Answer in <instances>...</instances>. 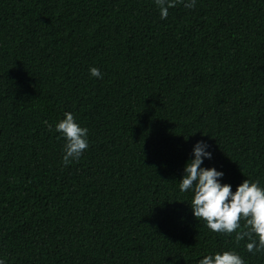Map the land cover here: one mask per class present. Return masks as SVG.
I'll use <instances>...</instances> for the list:
<instances>
[{
	"label": "trees",
	"instance_id": "trees-1",
	"mask_svg": "<svg viewBox=\"0 0 264 264\" xmlns=\"http://www.w3.org/2000/svg\"><path fill=\"white\" fill-rule=\"evenodd\" d=\"M66 112L89 143L67 167ZM197 141L212 153L201 167L233 192L264 188V0L180 3L166 19L154 0H0L4 264H198L223 251L264 264L180 191Z\"/></svg>",
	"mask_w": 264,
	"mask_h": 264
},
{
	"label": "clouds",
	"instance_id": "clouds-1",
	"mask_svg": "<svg viewBox=\"0 0 264 264\" xmlns=\"http://www.w3.org/2000/svg\"><path fill=\"white\" fill-rule=\"evenodd\" d=\"M154 3L161 19H166L170 8L183 3L185 8L191 9L195 7L196 0H154ZM90 76L102 78V73L92 67ZM48 128L51 130L52 125ZM55 130L66 141L63 164L67 167L79 160L89 147L88 129L76 122L73 113L66 112L64 118L56 123ZM208 147L205 141H197L194 145V158L185 165L180 191L193 192L190 203L193 214L199 221L203 220L209 230L229 236L235 233L237 244L247 239L246 250L250 253L264 251V188L258 181L248 179L237 185L235 192L230 184H222L218 179L224 175L222 171L201 167L204 158H212V153L206 150ZM0 264L4 261L0 260ZM198 264H244V260L235 251H223L204 256Z\"/></svg>",
	"mask_w": 264,
	"mask_h": 264
}]
</instances>
